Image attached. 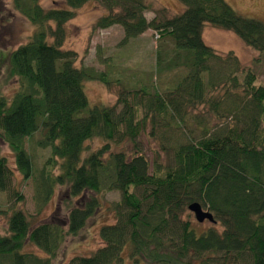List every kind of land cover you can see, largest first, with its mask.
<instances>
[{
	"label": "trees",
	"instance_id": "obj_1",
	"mask_svg": "<svg viewBox=\"0 0 264 264\" xmlns=\"http://www.w3.org/2000/svg\"><path fill=\"white\" fill-rule=\"evenodd\" d=\"M62 1L64 9L44 11L39 0H12L14 11L35 30L8 58V79H16L19 87L11 97H0V140L25 181L34 169L24 140L34 134L41 132L38 146L50 149L46 165L60 162L56 176L40 173L38 214L56 187L66 188L70 200L83 201L63 221L37 225L22 210H14L7 218V233L0 236V264H52L66 238L85 228L109 193L120 199L109 205L114 224L99 230L103 246L68 264H139L146 257L151 264H264V88L255 86L252 72L240 83L237 59L232 54L220 57L202 40L205 26L231 32L264 59V24L239 15L224 0H176L183 12L173 16L164 8L152 9L149 0ZM90 3L104 13L92 30L121 28L120 45L147 31L155 33L160 44L154 81L173 73L162 93L154 85L152 92L146 87L121 91L115 105L90 107L84 84L97 82L109 90L110 82L93 68H76L77 54L63 50L66 24ZM149 11L153 17L147 21ZM226 84L224 96L206 97ZM202 106H209L208 112L226 125L210 130L196 121L200 135L188 136L174 150L173 167L150 171L135 149L147 122L153 129L186 126L189 111ZM93 139L106 144L83 157L85 143ZM124 141L133 145L131 157L115 153L104 160L110 144ZM11 178L0 155V192L10 191ZM193 203L212 215L221 233L209 229L196 235L182 220ZM30 247L44 258L27 252ZM124 250L129 251L127 260ZM204 255L220 258L200 260Z\"/></svg>",
	"mask_w": 264,
	"mask_h": 264
},
{
	"label": "rangeland",
	"instance_id": "obj_2",
	"mask_svg": "<svg viewBox=\"0 0 264 264\" xmlns=\"http://www.w3.org/2000/svg\"><path fill=\"white\" fill-rule=\"evenodd\" d=\"M152 2V9H166L171 16L183 12V7L176 0H149ZM239 15L260 21L264 24V0H224ZM39 5L44 11L51 9H64L62 0H39ZM101 8L90 3L84 5L76 12L75 18L66 24V39L63 50L72 51L77 54L75 61L76 68H93L97 72L105 73L110 82L109 90L97 82L84 84V90L90 107L94 105L113 106L121 91L136 92L146 87L149 91H154L153 85L162 93L173 77V73L163 74L159 81H154L155 51L160 44L155 33L150 31L145 37H138L131 40L127 45H120L123 37L117 30L110 32L92 30L94 22L103 15ZM152 16L149 11L146 13ZM121 29V28H119ZM34 27L14 11L12 0H0V97H11L19 87L16 79H8V58L11 52L19 46L26 44ZM122 31V30H121ZM202 40L205 46L213 49L217 55L224 58L232 54L238 61L242 73L238 75L241 83L243 76L247 72H252L255 77V86L264 88V59L263 56L247 48L234 34L227 31L218 30L210 26H205L202 33ZM168 51L171 45L167 43ZM178 73L184 75L183 69ZM217 89L206 97L216 99L224 96V90L229 88L226 84L217 85ZM241 93V92H237ZM226 102H223L221 109H225ZM122 106H117V112ZM209 106L197 107L190 110L187 117L186 126L171 128L153 127L147 122L143 132L137 139V147L150 165V171L157 168L164 172L173 167V152L181 144L188 140V136L197 137L200 135L196 121H202L201 126L210 130L226 125V120L215 117L208 112ZM221 113V112H220ZM196 117L197 120H193ZM42 139L41 132L34 134L31 138L24 140L27 154L33 163V177L28 181L22 179L17 172L14 156L7 146L0 140V155L6 158L8 167L12 172L11 187L8 193L0 192V236L7 233V218L14 210H22L30 216L33 224L46 222L63 221L67 216V211L72 206H77L83 198L70 200L67 190L64 187H56L52 198L42 213L38 214L36 201L37 186L41 171L58 174L59 161L46 165L51 158L50 149H43L38 146ZM105 142L100 139H93L85 143L83 157L90 153L97 152L105 146ZM108 152L104 155L107 160L110 154L124 153L128 157L133 155L132 143L124 141L121 144H110ZM17 193L22 197V202L17 200ZM88 197H85L87 200ZM118 193H109L102 198V205L98 212L87 222L85 228L76 236L66 238L52 264H68L76 257H89L100 249L103 244L99 237V230L102 226L114 224L113 214L109 210V205L118 202ZM205 211V209H203ZM182 220L189 222L197 236L209 229H214L221 233L222 229L218 223L212 224L204 222L197 223L193 213L185 210ZM27 252L38 254L34 248H27ZM128 250H124L123 257L127 260ZM210 258L219 259L220 256L204 255L200 260ZM149 257L142 258L139 264H151ZM127 264H133L129 261ZM193 264H199L194 261Z\"/></svg>",
	"mask_w": 264,
	"mask_h": 264
},
{
	"label": "water",
	"instance_id": "obj_3",
	"mask_svg": "<svg viewBox=\"0 0 264 264\" xmlns=\"http://www.w3.org/2000/svg\"><path fill=\"white\" fill-rule=\"evenodd\" d=\"M188 211L193 213L197 223L209 222L214 224L212 215L208 211H203L202 207L198 203H193L188 206Z\"/></svg>",
	"mask_w": 264,
	"mask_h": 264
},
{
	"label": "crops",
	"instance_id": "obj_4",
	"mask_svg": "<svg viewBox=\"0 0 264 264\" xmlns=\"http://www.w3.org/2000/svg\"><path fill=\"white\" fill-rule=\"evenodd\" d=\"M153 16H148L147 14H145V18L147 21H150L152 19ZM112 30H117V32H119L122 36V31L121 29H119V27H113V28H110L108 30H105V32H110ZM150 31H147L146 33H144L143 35H141L140 37H145V35H147V33H149Z\"/></svg>",
	"mask_w": 264,
	"mask_h": 264
}]
</instances>
